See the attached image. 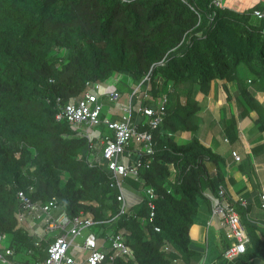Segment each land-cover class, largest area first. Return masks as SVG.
<instances>
[{
    "label": "trees",
    "instance_id": "1",
    "mask_svg": "<svg viewBox=\"0 0 264 264\" xmlns=\"http://www.w3.org/2000/svg\"><path fill=\"white\" fill-rule=\"evenodd\" d=\"M149 72L154 98L169 95L154 153L136 183L155 187L154 208L143 197L133 215L121 216L106 161L88 162V138L55 119L56 100L83 97L88 82L123 75L140 83ZM215 81L236 82L238 118L253 119L260 135L252 152L264 151V103L254 88L264 81V19L213 0H0V234L15 251L11 258L35 264L47 255L48 243L36 246L17 218L18 190L33 187L34 199L55 196L70 214H92L101 221L93 227L98 233L107 222L115 232L125 228L135 254L128 264H202L191 227L201 205L211 204L207 193L228 184L227 157L197 135ZM225 124L232 149L242 146L234 114ZM183 132L191 138L181 141ZM239 154V170L253 182L252 156ZM226 195L250 238L235 263L264 261L260 198L242 206Z\"/></svg>",
    "mask_w": 264,
    "mask_h": 264
},
{
    "label": "built area",
    "instance_id": "2",
    "mask_svg": "<svg viewBox=\"0 0 264 264\" xmlns=\"http://www.w3.org/2000/svg\"><path fill=\"white\" fill-rule=\"evenodd\" d=\"M225 2L213 0V4L219 7H224ZM248 11L252 16L264 19V7H252ZM120 76L114 77L116 85L121 81ZM116 85L88 82V90L83 97H74L69 102L59 97L56 100L55 119L66 122L74 135L88 138L92 150L88 156L91 165L98 159L106 161L112 184L119 190V215L122 216L133 215L125 193V181L141 180L140 170L146 155L154 153V131L165 120L169 95L165 92L158 99L154 98L150 72L140 83L130 86L128 103L120 102L122 93ZM135 113L145 116L146 121L134 120ZM232 153L239 161V152L233 149ZM142 190L148 205L153 209L155 187L147 186ZM32 191L33 187L28 191L18 190L20 209L17 218L19 225L29 232L36 246L48 243L47 255L35 264H114L118 259L128 264L127 261L135 257L125 228L109 236H100L93 227L101 221L96 220L92 214H70L57 197L34 199L30 195ZM226 193L225 188L220 187L218 194L208 192L207 196L211 201L212 218L218 217L228 228L226 238L229 243L223 256L227 260H234L246 252L250 238L237 206L229 202ZM262 199L264 207V194ZM237 200L242 206L248 205L244 196ZM151 214L154 215V212ZM86 230L89 231L86 233ZM168 249L166 246L165 250ZM13 256L15 251L8 246L7 235L0 234V264H24L12 259Z\"/></svg>",
    "mask_w": 264,
    "mask_h": 264
},
{
    "label": "crops",
    "instance_id": "3",
    "mask_svg": "<svg viewBox=\"0 0 264 264\" xmlns=\"http://www.w3.org/2000/svg\"><path fill=\"white\" fill-rule=\"evenodd\" d=\"M258 1L264 5V0H226L225 6L239 11L249 10ZM110 84L116 85L115 82ZM254 88L256 89L258 99L264 103V81L256 82ZM236 91V82H229L227 84L219 81L213 82L211 91L207 99L204 100L205 106L200 113L201 122L197 135L202 137L205 144L227 157V164L224 168L228 182L227 194L235 200L240 196H244L248 200V204L255 202L258 197L263 207L264 151H259L258 153L252 152V145L255 144L254 140L260 135V131L250 117L238 118V109L233 98ZM229 95L232 97H229ZM198 99L202 101L204 95L199 93ZM224 105H227L228 109H224ZM232 114L237 119L242 145L233 149L238 152L244 151L251 154L256 173L253 182L248 179L246 174L239 170L238 161L231 155L233 150L232 146L228 140H225V123L228 115ZM214 121L216 124L213 123ZM262 134L264 136V133ZM191 136V133L183 132L179 135V139L186 141ZM131 181L125 188L126 197L130 206L139 203L143 198L136 192L138 187L137 182L132 179ZM258 214L264 219V214L261 212H258ZM260 226L264 228V223H260ZM227 230L228 228L218 217L212 218L211 204L209 202L203 203L191 227V238L193 244L202 248L204 251V264H236L234 260H227L223 256L229 243L226 238Z\"/></svg>",
    "mask_w": 264,
    "mask_h": 264
},
{
    "label": "rangeland",
    "instance_id": "4",
    "mask_svg": "<svg viewBox=\"0 0 264 264\" xmlns=\"http://www.w3.org/2000/svg\"><path fill=\"white\" fill-rule=\"evenodd\" d=\"M239 11V10H238ZM121 81L118 83V87L119 90L122 93V96L120 98V102L121 103H128L129 98H130V94H131V85L136 83L134 82V80H130L128 79L126 76L121 75L120 76ZM110 83H114V78L109 79L108 81L105 82V84H110ZM189 136V135H188ZM131 183L130 180L125 181V188ZM136 192L141 196V197H145L144 195V191L142 190V188L140 189L139 187H137ZM106 226H100V231L99 234H103L104 236H109L115 233V231H113V228L110 227L111 223L107 222L105 224ZM89 230H86V233ZM117 232V231H116ZM255 264H264L263 260H257V262Z\"/></svg>",
    "mask_w": 264,
    "mask_h": 264
}]
</instances>
